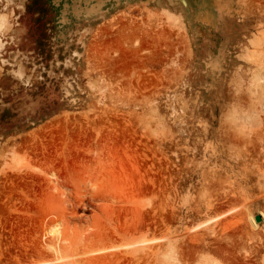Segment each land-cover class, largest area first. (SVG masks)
<instances>
[{
  "label": "rangeland",
  "instance_id": "1",
  "mask_svg": "<svg viewBox=\"0 0 264 264\" xmlns=\"http://www.w3.org/2000/svg\"><path fill=\"white\" fill-rule=\"evenodd\" d=\"M49 2L0 0L36 5L0 58V264H264V0Z\"/></svg>",
  "mask_w": 264,
  "mask_h": 264
},
{
  "label": "bare ground",
  "instance_id": "2",
  "mask_svg": "<svg viewBox=\"0 0 264 264\" xmlns=\"http://www.w3.org/2000/svg\"><path fill=\"white\" fill-rule=\"evenodd\" d=\"M44 1H46V5H45V7H44V9L42 8L41 10H42V12H44V16H45V19H46V21H51L52 20V16H51V14H52V7L50 6V2H49V0H44ZM18 4H19V2L17 3V7H18ZM7 5V4H6ZM14 5V4H13ZM16 5V4H15ZM29 6V5H28ZM46 7H47V10L48 11H50V13L48 14L46 11H45V9H46ZM32 8V9H31ZM33 8H36V5L34 4V5H31L30 6V9H29V7L28 8H24L23 7V10H24V13H26V17L25 18H22L21 19V13H20V16L18 15V9L17 8H14L13 10L12 9H10V10H12V14H14V17H13V15H11V12H10V10H9V12H10V16L9 15H7L5 12H2L1 10H0V58H2V59H4V54L8 51V49H13V48H17V47H19L20 46V43L22 44V42L23 43H25V42H27V43H33L34 41L31 39V38H29L28 36H29V31H30V29H29V17H30V15H31V13L33 12L32 10H34ZM5 9V8H4ZM23 10H22V13H23ZM73 10V11H72ZM71 10V12L72 13H69L70 15H65L66 13L65 12H67L64 8L62 9L61 8V10L59 11L60 13L58 14V16L56 17V18H54V22H56V24L57 25H59V26H62V25H64V24H73V23H75V21L76 20H78V14H79V12H78V8L77 7H74L73 9ZM101 14H102V12H101ZM13 17V18H12ZM90 28V27H89ZM93 30V29H92ZM91 30V31H92ZM86 31V32H85ZM83 30V34H84V32L85 33H87L88 31L87 30ZM83 37V35H81V37L80 38H82ZM80 40V39H79ZM79 42V41H78ZM84 44V43H83ZM85 46V45H84ZM77 52V51H76ZM19 52L17 51V54H18ZM78 53V52H77ZM76 55V54H75ZM78 55H79V53H78ZM83 55V54H82ZM27 57V56H26ZM70 57V56H69ZM69 57H67V58H69ZM79 57H80V55H79ZM1 59V60H2ZM66 59V58H65ZM79 59V58H78ZM3 63V62H2ZM7 63H9V62H7ZM70 63H72V61L70 62ZM4 64V63H3ZM20 64V63H19ZM67 64V63H66ZM21 65H23V64H21ZM71 65V64H70ZM18 66H20V65H18ZM1 68V67H0ZM3 68V70H1L2 72H4L5 71V69H6V66H3L2 67ZM21 68H23L24 69V67L23 66H21ZM23 69H21L22 71V73H24L26 70V68L24 69L25 71H23ZM28 70V69H27ZM35 72L37 71V69H35L34 70ZM43 71V70H42ZM14 73H16L15 71H14ZM25 74V73H24ZM36 74V73H35ZM37 74H38V72H37ZM40 74V73H39ZM20 75V74H19ZM87 75H88V72H87ZM28 76V75H27ZM32 76V75H31ZM36 76V78L38 77V76H40V75H34V77ZM77 76V75H76ZM0 77H2V75H1V73H0ZM23 77V76H22ZM13 78H14V76H13ZM19 78V77H18ZM33 78V77H32ZM35 78V80H37ZM69 78H71L70 76H69ZM29 79V78H28ZM34 79V78H33ZM41 79V78H40ZM73 79V78H72ZM71 79V80H72ZM34 80V81H35ZM67 80H69V79H67ZM66 80V81H67ZM71 80H69V82H71ZM28 82L30 81V80H27ZM94 81H96L95 82V86H96V83L98 84V80H92V82H94ZM28 84V83H27ZM26 84V85H27ZM71 84V83H70ZM17 85V84H16ZM69 85V84H68ZM94 85V84H93ZM15 86V85H14ZM13 86V87H14ZM19 86V85H18ZM98 86H99V84H98ZM97 86V87H98ZM71 87V86H70ZM103 87V86H102ZM67 88V87H66ZM72 88V87H71ZM64 89H65V86H64ZM99 89V88H98ZM97 89V90H98ZM100 90V89H99ZM105 90V89H104ZM64 91V90H63ZM65 91H66V89H65ZM106 91H108V89H106ZM67 92V91H66ZM109 92V91H108ZM68 94H69V91L67 92ZM66 93V95H68ZM106 94H107V92H106ZM109 94L110 95H112L110 92H109ZM108 94V95H109ZM65 95V96H66ZM109 95V96H110ZM4 96V95H3ZM91 105V104H90ZM89 105V106H90ZM10 138V137H9ZM8 138V139H9ZM13 139V138H12ZM13 141H14V139H13ZM224 215V213H222V214H220L219 216H217V218H219V217H221V216H223ZM261 215H262V218H264V213H261ZM217 218H212L211 220H207V221H205V222H203V223H201L199 226H202V225H204V224H207V223H210V222H212V221H214L215 219H217ZM249 221V224H250V226L253 228V229H257V227H258V225H259V223H257L256 222V220H255V215L253 214V213H249L248 214V218H247ZM195 227H198V226H195ZM194 227V228H195ZM47 234H50V235H55V234H59V224L58 223H56V224H53L52 226H50L48 229H47ZM148 241L149 240H142V241H139L138 243H141V244H144V243H148ZM108 249V248H107ZM55 252L56 253H58L59 251H58V248H55ZM102 250H105V249H101V250H98V251H102ZM67 257H69V256H63V255H60V254H58L55 258H53V259H47V260H41V261H35V262H32V263H25V264H48V263H54V262H57V261H63L64 259H66Z\"/></svg>",
  "mask_w": 264,
  "mask_h": 264
},
{
  "label": "clouds",
  "instance_id": "3",
  "mask_svg": "<svg viewBox=\"0 0 264 264\" xmlns=\"http://www.w3.org/2000/svg\"><path fill=\"white\" fill-rule=\"evenodd\" d=\"M260 121V114L249 110L243 105H229L221 114L223 125L235 131L238 135L249 134Z\"/></svg>",
  "mask_w": 264,
  "mask_h": 264
},
{
  "label": "water",
  "instance_id": "4",
  "mask_svg": "<svg viewBox=\"0 0 264 264\" xmlns=\"http://www.w3.org/2000/svg\"><path fill=\"white\" fill-rule=\"evenodd\" d=\"M260 219H261V216H258V217H257V220H260Z\"/></svg>",
  "mask_w": 264,
  "mask_h": 264
}]
</instances>
